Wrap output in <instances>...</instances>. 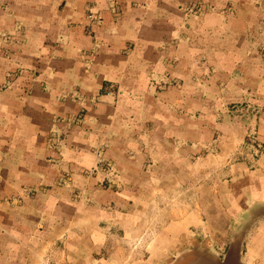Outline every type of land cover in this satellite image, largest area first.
<instances>
[{"label":"crops","instance_id":"1","mask_svg":"<svg viewBox=\"0 0 264 264\" xmlns=\"http://www.w3.org/2000/svg\"><path fill=\"white\" fill-rule=\"evenodd\" d=\"M0 264H264V0H0Z\"/></svg>","mask_w":264,"mask_h":264},{"label":"rangeland","instance_id":"2","mask_svg":"<svg viewBox=\"0 0 264 264\" xmlns=\"http://www.w3.org/2000/svg\"><path fill=\"white\" fill-rule=\"evenodd\" d=\"M254 139L251 137V138H249V144L250 145H252L253 147H255V146H257L256 145V143H255V141H253ZM250 145H248V148L249 147H251ZM251 150H253L252 148H250ZM248 151V153H250V150H247ZM251 153L254 155H256V153H254L253 151H251ZM234 159H236V157L234 158ZM233 161H235V160H233ZM206 180H208L207 179V177H206ZM191 197V196H190ZM184 202H185V200H184ZM191 203H186V204H184V207L186 206V205H190ZM201 207V206H200ZM179 208V204H177V203H175V202H173V203H168V210H169V212H171L170 210H172V209H178ZM172 220H168V222H171ZM156 230L155 229H150V230H147V231H145L144 233H142L141 235H139L138 237H137V239H136V246H138V245H141V244H143V242H146L147 244H150V243H152L154 240H155V235H156ZM143 246H140V247H137V249H136V253H137V255H141L142 253H145L146 251H144V252H142V250H143Z\"/></svg>","mask_w":264,"mask_h":264}]
</instances>
